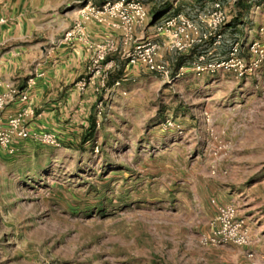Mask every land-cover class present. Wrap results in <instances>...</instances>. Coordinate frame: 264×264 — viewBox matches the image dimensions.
I'll return each mask as SVG.
<instances>
[{"label": "rangeland", "instance_id": "rangeland-1", "mask_svg": "<svg viewBox=\"0 0 264 264\" xmlns=\"http://www.w3.org/2000/svg\"><path fill=\"white\" fill-rule=\"evenodd\" d=\"M140 1L149 29L176 12L195 20L215 0ZM219 1L227 13L220 46L208 41L164 53L180 77L144 74L140 92L125 101L115 88L103 99L96 95L91 124L77 142L63 144L46 130L59 145L33 140L32 155L15 145L0 157V264H264V97L241 95L246 77L191 68L198 53L225 56L233 39L248 58L257 38L241 26L251 2ZM250 1L261 7L263 0ZM234 123L236 164L230 145L224 157H214ZM231 202L253 243L203 246L217 204Z\"/></svg>", "mask_w": 264, "mask_h": 264}, {"label": "crops", "instance_id": "crops-1", "mask_svg": "<svg viewBox=\"0 0 264 264\" xmlns=\"http://www.w3.org/2000/svg\"><path fill=\"white\" fill-rule=\"evenodd\" d=\"M103 1L93 0L98 4ZM85 2L86 0H0V19L4 20L0 22V92L6 91L8 86L25 89L34 108V115L29 123L30 131H54L63 144L68 143V140L77 142L79 133L90 126L97 99L91 89L81 92L76 84L86 69L89 49L81 40L62 39ZM248 2H251L250 9L241 26L249 30L251 36L263 38L258 34L257 27L264 20V0L260 2L261 7L258 1ZM144 6L146 7L145 4ZM145 26H137L135 35L153 36L151 27L148 29ZM84 30L90 39L114 37L118 42L121 40L118 31L94 22L86 23ZM171 52L173 51L161 49L158 59L167 63L163 60V55ZM119 57H114L109 84L120 79V85L114 87L115 94L125 101L132 94L140 92L146 82L144 74H148V78L157 76L150 75L151 72L141 65H127ZM240 80L241 95L246 94L259 100L264 97V68L262 75ZM21 106L22 102L18 99L12 101L0 111V118L5 120ZM225 138L224 141L233 149L229 161L236 164L238 124L228 127ZM32 141L30 137L17 139L15 145L32 155ZM6 154L0 150V157L5 158L3 156ZM232 181L227 184L231 185Z\"/></svg>", "mask_w": 264, "mask_h": 264}, {"label": "built area", "instance_id": "built-area-1", "mask_svg": "<svg viewBox=\"0 0 264 264\" xmlns=\"http://www.w3.org/2000/svg\"><path fill=\"white\" fill-rule=\"evenodd\" d=\"M226 20L227 13L224 6L219 0H215L208 10L198 12L195 20L182 12L171 13L151 25L156 38L154 36L138 38L135 35L136 27L147 25L149 21L147 9L142 1L104 0L98 4L93 0H86L79 8L77 18L64 32L62 39L81 40L87 46L88 63L76 84L79 91L85 92L91 89L96 95H103V99L106 94L113 92L114 87L120 85V79L114 80L111 86L109 85L110 74L114 68V62L109 57L120 53L121 48V58L127 65H141L149 72L170 82L180 77L181 71L170 70L167 63L158 59L161 49L182 53L208 41H211L214 47L220 46L224 40L221 29ZM3 21L0 19V22ZM88 22L118 31L120 42L114 37L90 39L84 30ZM257 32L263 38H254L249 43L248 58L242 54L241 42L233 39L225 56L209 57L203 52L198 53L191 63V68L198 75L216 71L230 72L239 77L254 75L264 66V20L258 25ZM16 99L22 102V106L8 115L5 120L0 118V150L11 154L15 151L17 139L29 137L42 143L59 145V141L52 133L30 131L29 123L34 115V108L25 89L8 86L6 91L0 92V111ZM101 104L100 99L97 105ZM165 126L172 127L174 123L167 120ZM217 143V149L222 151L221 154L214 153V157L218 159L225 156L229 144L221 139ZM215 170L213 166L211 173L214 174ZM200 243L203 246L234 244L247 247L253 243V238L246 218L238 214L237 206L231 202L217 204L207 232L200 237ZM248 256H252L251 251Z\"/></svg>", "mask_w": 264, "mask_h": 264}]
</instances>
